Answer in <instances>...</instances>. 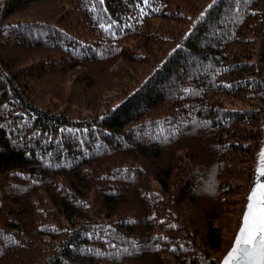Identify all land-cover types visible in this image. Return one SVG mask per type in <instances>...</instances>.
Returning a JSON list of instances; mask_svg holds the SVG:
<instances>
[{
  "label": "trees",
  "instance_id": "1",
  "mask_svg": "<svg viewBox=\"0 0 264 264\" xmlns=\"http://www.w3.org/2000/svg\"><path fill=\"white\" fill-rule=\"evenodd\" d=\"M262 115L264 0H0V264H219Z\"/></svg>",
  "mask_w": 264,
  "mask_h": 264
},
{
  "label": "snow or ice",
  "instance_id": "2",
  "mask_svg": "<svg viewBox=\"0 0 264 264\" xmlns=\"http://www.w3.org/2000/svg\"><path fill=\"white\" fill-rule=\"evenodd\" d=\"M148 0H144L147 3ZM235 241L222 264H264V150Z\"/></svg>",
  "mask_w": 264,
  "mask_h": 264
},
{
  "label": "rangeland",
  "instance_id": "3",
  "mask_svg": "<svg viewBox=\"0 0 264 264\" xmlns=\"http://www.w3.org/2000/svg\"><path fill=\"white\" fill-rule=\"evenodd\" d=\"M262 124H263V127H264V115H262ZM261 150H264V135H263V140H262V143H261V146H260V148H259V150H258V152H257V156H256V162H255V167H254V174L255 175H253L254 176V180L256 181L257 180V177H258V173H257V168H258V166H259V164H260V159H261V157H260V153H261ZM261 178V176L259 177V179ZM264 178V177H263ZM252 184H253V181H252ZM252 186V185H251ZM251 188V187H250ZM249 192H250V189L248 190V192H247V194H246V201H247V196L249 195ZM245 204H246V202H245ZM242 217V216H241ZM241 221V220H240ZM240 225V224H239ZM239 225H238V227H237V229H236V231H235V234H236V232H237V230H238V228H239ZM235 234H234V236H235ZM228 250V249H227ZM225 254V253H224ZM223 254V255H224Z\"/></svg>",
  "mask_w": 264,
  "mask_h": 264
},
{
  "label": "water",
  "instance_id": "4",
  "mask_svg": "<svg viewBox=\"0 0 264 264\" xmlns=\"http://www.w3.org/2000/svg\"><path fill=\"white\" fill-rule=\"evenodd\" d=\"M254 175H255V174H254ZM263 177H264V176H261V178H260V181H261V182H264V178H263ZM254 184H255V180H254V176H253V184H252V186H251V188H250V192H251L252 188L254 187ZM250 192H249V193H250ZM247 197H248V196H247ZM247 203H248V200L246 201V204H245V207H244V211H243V213H242V217H243V214H244V212H245V210H246V205H247ZM242 217H241V221H240L239 228H240V226H241ZM239 228H238V230H237V232H236V234H235V236H234V238H233V240H232V243H231L230 247L228 248V250L225 252V254H224V255L222 256V258L220 259L219 264H222V262H223L225 256L227 255V253H228L229 250L231 249V247H232V245H233V243H234V241H235L236 235H237V233H238V231H239Z\"/></svg>",
  "mask_w": 264,
  "mask_h": 264
}]
</instances>
